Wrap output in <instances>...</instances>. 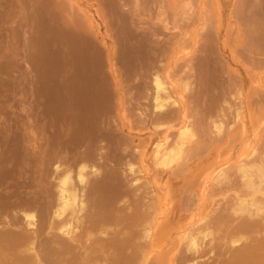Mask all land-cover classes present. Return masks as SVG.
<instances>
[{
    "label": "bare ground",
    "instance_id": "bare-ground-1",
    "mask_svg": "<svg viewBox=\"0 0 264 264\" xmlns=\"http://www.w3.org/2000/svg\"><path fill=\"white\" fill-rule=\"evenodd\" d=\"M7 1L0 14L11 4L32 41L46 37L49 69L44 82L30 63L29 75L22 72L31 79L21 77L30 91L22 83L18 96L27 123L4 116L11 95L0 92V264H264V128L227 168L216 159L264 120V0H236L224 29L223 19L215 25L206 16L187 57L145 28L147 0L103 3L111 48L85 14H64L50 0H17L15 11ZM164 9L151 20L176 30L175 39L196 22L189 14L168 19ZM137 128L149 134L135 143L126 131ZM145 161L162 167L146 170L151 181L139 177ZM208 169L216 171L212 195L201 188ZM164 171L165 198L178 191L180 215H198L173 246L155 232L171 222L154 191Z\"/></svg>",
    "mask_w": 264,
    "mask_h": 264
},
{
    "label": "rangeland",
    "instance_id": "rangeland-1",
    "mask_svg": "<svg viewBox=\"0 0 264 264\" xmlns=\"http://www.w3.org/2000/svg\"><path fill=\"white\" fill-rule=\"evenodd\" d=\"M13 1V2H12ZM9 0V2L8 3H12L15 7H14V9H16V6H17V0ZM148 1L149 0H147V2H146V5H145V8H146V15H145V17L148 15V17L150 18V20L148 21V19H147V21H145L146 22V24H145V28L147 29V30H152V31H154L153 29H155V31H156V33H157V35L159 36L158 37V39H157V41H160L161 43H163V44H165V45H168V43H170L169 41H172L170 44H172L173 43V41H174V43H173V45H175V52H177L176 53V56L178 57H180V56H182L183 54L185 55V53H186V57L187 56H190V51L192 50V48L194 47V45H195V42H193L192 41V38H194V35L201 29V28H204V27H208V25L207 26H205V23H206V20L209 18V16H210V18L208 19V22H209V20L211 21L213 18H216V20L214 21V19L212 20V22H213V24H215L216 25V23L218 22V20H219V22H220V20L221 19H223V20H221V22H220V26H221V28L222 29H224L227 25H229V24H227L226 22H227V16H229L230 14H233V10H234V5H235V3H237V1L236 0H156V2L155 1H153V0H150L149 1V3H148ZM152 1V2H151ZM50 2L53 4V5H56V6H59L61 9H63V11H64V14H75V15H78V16H84V14L85 15H87V16H89L90 18H91V21H93V25H94V27L97 25H99L98 27L101 29V30H99V32L101 33V35L102 36H106L107 37V35H108V33L110 34V36L112 37H114V32H113V30L111 29L112 27L109 25V21L108 20H106V19H109L108 17L107 18H105L108 14H112L111 13V10H109V8H108V10H109V12L106 10V8H105V6L107 7L108 5H107V1L106 0H50ZM186 2H187V4H186ZM103 3H106L105 4V6H104V4ZM160 3H161V5H160ZM103 4V5H102ZM191 6H190V5ZM148 5V6H147ZM184 5V6H183ZM189 5V6H188ZM8 6H12L11 4H8L7 5V3H6V7L8 8H6L5 7V10H6V12H1V16H0V81H2V82H4L3 84H4V86L6 87V88H4V87H2L3 85H1V87H2V89H0V92H4L3 93V95L4 94H7V91H8V94L7 95H11L9 98V102L7 103V106H10V104H11V108L10 107H7L6 106V113L4 112V116L6 117V118H9V117H11L12 119H14V118H16L17 117V119H19V120H16L15 122L17 123V121H18V123H27L28 122V117H27V111H28V109H27V111L26 112H24V111H21V99H19V97L18 96H20L19 95V93H21V92H19V90L21 91V87H20V85L22 84V83H24L23 85L25 86V89H26V91L28 92V91H30V83H31V79H29L30 77L29 76H27V75H29L27 72H26V67H27V65H29V63H30V69H34V68H37V69H35L36 71H37V73L40 71H42L41 73V75H38L37 73H34V74H37V76L39 77H36L35 75V78H36V80L37 79H41V77H43V76H48V66L47 67H44L43 65L45 64V59H46V55H43V54H45L46 53V43L47 42H45L46 41V37L44 36V34H40L39 36L40 37H38L39 39H36V41H32V39H30L31 38V29L29 28V26L28 25H25L26 23L22 20V15H24V14H21V13H17V12H20V11H17V9H19V8H17L15 11H17V12H15V14H10V11L8 12V10H11ZM13 7V6H12ZM17 7H19V6H17ZM103 7H104V9H103ZM109 7V6H108ZM152 7V8H151ZM159 7H161V9H162V7H164L165 9V16L168 18V16L167 15H174L175 13L176 14H186V15H188L189 14V16H191V17H196L195 19H196V22L194 21V23H191L190 25H187V27H183V30H184V32H185V35H180L179 36V38L178 39H181L182 37L183 38H185L186 37V39H183L182 41H184L185 40V42H183L182 43V41H181V45L179 44L180 43V41H178V39H177V37H176V39H177V42H179V43H177L176 42V39H175V36H176V30H168V29H164L163 27H162V24L161 23H157V24H153V22H152V20H154L155 21V15H156V17H157V12L159 11ZM191 7V8H190ZM28 8V7H27ZM29 10V9H28ZM103 10H105L106 12L104 13V11ZM125 11H126V13L125 14H129V10L127 9H125ZM124 11V12H125ZM29 12V11H28ZM149 12H150V14H149ZM156 12V13H155ZM182 12V13H181ZM6 13V14H5ZM9 13V14H8ZM159 13V12H158ZM19 16H18V15ZM103 14V15H102ZM213 14V15H212ZM216 14V15H215ZM228 14V15H227ZM26 15V14H25ZM28 15V14H27ZM91 15V16H90ZM104 16L103 18H102V16ZM159 15V14H158ZM170 15H169V17H170ZM211 15L213 16V17H211ZM215 15V16H214ZM6 18H5V17ZM109 16V15H108ZM165 16H163V14H162V17H165ZM207 16V17H206ZM3 17V18H2ZM10 17V18H9ZM148 17H146V18H148ZM172 17V16H171ZM199 17V18H198ZM200 17H201V20H200ZM207 19H206V18ZM221 18V19H219V18ZM224 17V18H223ZM206 19L205 21L204 20H202V19ZM212 18V19H211ZM218 18V19H217ZM152 19V20H151ZM169 19V18H168ZM29 20V19H28ZM27 20V21H28ZM102 20H104V21H102ZM200 20V21H199ZM226 20V21H225ZM201 21H204L205 23L203 24V22H201ZM217 21V22H216ZM19 22V23H18ZM106 22H107V24H106ZM207 22V23H208ZM216 22V23H215ZM218 22V23H219ZM22 23H25V24H22ZM97 23V24H96ZM104 23V24H103ZM20 24V25H19ZM96 24V25H95ZM152 24V25H151ZM227 24V25H226ZM14 25V26H13ZM18 25V26H17ZM101 25H103V27H101ZM105 25V26H104ZM106 25H107V28H106V31H107V34L105 33L106 31H105V27H106ZM149 25V26H148ZM218 25V24H217ZM24 26H26V27H24ZM27 26H28V28H27ZM147 26H148V28H147ZM98 27H96V28H98ZM109 27V28H108ZM21 28V29H20ZM30 30V31H29ZM23 31H25V32H23ZM26 31H27V33H26ZM105 31V32H104ZM158 31V32H157ZM25 33V34H24ZM102 33H104V35L102 34ZM187 33V34H186ZM14 34V35H13ZM30 34V35H29ZM22 35V36H21ZM42 35V36H41ZM187 35V36H186ZM16 36V37H15ZM29 36V37H28ZM44 36V37H43ZM109 35H108V37H109V42H108V46H109V48H111L112 46H111V44H113V41H111V37H110ZM185 36V37H184ZM19 37V38H18ZM107 37V38H108ZM181 37V38H180ZM25 38V39H24ZM114 38H112V40H113ZM195 39V38H194ZM25 40V41H24ZM28 41V42H27ZM165 41V42H164ZM167 41H168V43H167ZM195 41V40H194ZM26 42V43H25ZM31 42H32V44H31ZM35 43V44H34ZM37 43V44H36ZM24 44V45H23ZM29 44H31V46L29 45ZM169 44V45H170ZM178 44V45H177ZM36 45H37V47H36ZM28 46H30V47H28ZM193 46V47H192ZM35 48H37V49H39V50H34ZM33 50H34V53H36V54H33ZM36 51V52H35ZM31 52V53H30ZM33 54V55H32ZM31 56H33L34 58H35V56H37L35 59L33 58V57H31ZM32 59H31V58ZM27 59L29 60V62L27 61ZM25 60V61H24ZM32 60V61H31ZM37 60V61H36ZM13 61V62H12ZM26 61L28 62V64L26 63ZM10 62H12V63H10ZM31 62L33 63L34 62V64L33 65H31ZM36 62V63H35ZM44 64H43V63ZM11 64V65H10ZM39 65H41V66H39ZM15 66H17V67H15ZM38 66L39 67H41L40 69L41 70H39V68H38ZM46 68H48V69H46ZM46 69V71H45V73H43L44 71L43 70H45ZM35 71V72H36ZM22 72H25V74H27L26 76L28 77V78H26V76H25V74L24 73H22ZM19 74V75H18ZM43 75V76H42ZM23 76V77H22ZM46 76V77H47ZM25 78L26 80L28 79V80H30L29 82H27L25 79H23L22 80V78ZM46 77H45V80H46ZM44 78V77H43ZM19 80V81H18ZM44 79H41V81H43ZM44 80V81H45ZM8 81V82H7ZM24 81V82H23ZM43 81V82H44ZM1 82V83H2ZM7 82V83H6ZM12 84H11V83ZM26 82V83H25ZM0 83V84H1ZM10 83V84H9ZM34 84V86H35V88L38 86V83H36L35 84V81L33 82ZM13 85H14V90H12L13 89ZM28 85V86H27ZM12 88V89H10V87ZM20 87V88H19ZM28 87V88H27ZM4 88V89H3ZM7 88H9L8 90H7ZM6 89V90H5ZM12 90V92H10ZM25 91V92H26ZM13 93V94H12ZM14 94H18L17 96H15ZM29 95H31V94H27L26 96V98H25V100L23 101V104H27V106L28 105H30L31 103H29V101L30 102H33L32 100H34V98H31L32 97V95L30 96V98H29ZM0 96H2L1 95V93H0ZM12 98H13V100H12ZM31 99V100H29V99ZM20 100V101H19ZM27 101V102H26ZM25 102V103H24ZM29 103V104H28ZM9 104V105H8ZM33 104V103H32ZM8 108H9V110H8ZM20 108V109H19ZM28 108V107H27ZM14 112V113H13ZM19 112H21V113H19ZM12 113V114H11ZM7 114H9V115H7ZM26 114V115H25ZM14 117V118H13ZM22 119V120H21ZM259 119L260 120H258L257 121V123L256 122H254L252 125H247L246 127H245V129L246 130H248V131H246L245 130V132H244V134H245V136L244 137H242L243 135H241V137L240 138H242L241 140L239 139L237 142V146L235 145V146H231L230 148H228L227 150L225 149V152H222V153H220V155L216 158V159H218V161L220 162V161H224V160H226V162L224 161H222V162H220V164L223 166V164H224V166L225 165H230V164H232L233 163V161L235 162L236 160H238L239 158H237L238 156L237 155H240L241 154V151H242V153L243 152H245V150H246V153H244V155H246V154H248L249 152H250V150H249V152H247V150H248V146L250 147V146H252V144H249V145H247L246 144V140H249V139H252L253 138V133H257V132H259L261 129H263L264 128V126H263V124L264 123H262V122H264V120H262L261 119V117H259ZM24 120H27V121H24ZM21 121V122H20ZM37 121H39V119L37 120ZM261 122V123H260ZM27 125V124H26ZM249 126V127H248ZM256 126V127H255ZM258 126V127H257ZM254 127H255V129H254ZM263 127V128H262ZM258 129V131H257V129ZM138 130H136V129H134V130H128V131H126V133L129 135V136H131V137H133L134 138V140H135V143H137V139L139 140L140 138L142 139V138H145L146 136H148V134H149V131H147L146 129V131L145 130H143V128H137ZM240 129V128H239ZM251 129V130H250ZM255 130V131H254ZM253 131V132H252ZM252 137V138H251ZM248 138V139H247ZM240 141V142H239ZM244 141H245V143H244ZM240 144V145H239ZM245 145V146H244ZM246 145H247V147H246ZM244 148H243V147ZM152 145L148 148V154L149 155H151L150 153L152 152ZM235 147V148H234ZM240 147V148H239ZM235 150H234V149ZM230 149V150H229ZM242 149V150H241ZM249 149H251V148H249ZM232 150V151H231ZM229 151H231V152H229ZM230 156H229V155ZM237 156V157H236ZM243 156V155H242ZM239 157H241V156H239ZM231 158V159H230ZM242 158V157H241ZM229 161V162H228ZM145 163V164H144ZM143 164L144 165H146V167L144 166V165H141L140 167L143 169L144 167L146 168L145 170H143V172L141 171L140 173V175H139V177L141 178V179H145V180H149V181H151V178L150 177H147L148 176V174L150 173V172H152V171H150V170H152V169H155V168H157V169H155V170H158V171H160L159 170V168L160 169H162V167H155L154 168V166H153V163L151 164V162L150 161H145ZM224 166L223 167H221V168H224ZM227 166H225V168H227ZM212 167V169L214 168V167H216L215 165H214V167L213 166H211ZM211 167H210V170H211ZM146 170H149V171H146ZM214 170H218V167H216ZM207 171V170H206ZM203 172L201 175H200V178H201V180L203 179V182H204V184H206V186L204 185H202L201 186V188L203 187V190H207L208 192H206V191H204V193L206 192V194L205 195H208V193H209V195H212L211 193H213V189H212V186L211 185H213V182H214V177H215V175H216V171H209V169H208V171L207 172ZM148 172V173H147ZM161 172V171H160ZM167 172V171H166ZM165 171H164V175L161 173L160 174V176H159V181L160 182H158L157 184V186H155V188H154V191H155V193L157 194V196H159V202H158V208H160L159 210H163L164 212L165 211H168L169 212V210H171V212L172 213H170V217L169 218H171V222H169L166 226L167 227H165V229H164V231L163 230H161V227H157V225L155 226V232L157 233L158 232V235L157 234H155V232L153 231V234H155V236L157 235V237L159 236V237H161V238H159V241H160V239L163 241V243L164 244H167V246H171L172 245V243H173V241H174V243H173V245H176L177 244V242L179 243L180 242V240H181V236L185 233V230L186 231H188V228H190L194 223H195V221H197V218H198V215H196L197 214V211L194 209H192L191 211L192 212H190V213H188L187 214V212L186 213H184V214H182L183 215V217H182V215H180V210L178 209L177 210V208H178V204H179V199H180V197L178 198V196H180V193H178V191H176V190H173L172 189V191H173V193L175 192V193H178V194H173L174 195V197L175 198H173V199H168V197H166L165 198V190L163 191L162 190V186L163 185H165V182L166 181H168V177H167V174L168 173H166ZM162 176V177H161ZM161 179V180H160ZM165 179H167V180H165ZM205 179V180H204ZM200 180V181H201ZM205 181H207V183L205 182ZM164 182V183H163ZM170 183H174V181H170ZM162 186H161V185ZM161 186V187H158V186ZM174 187H176V186H174L173 185V188ZM204 187H206L207 189H205ZM211 187V188H210ZM198 188V187H197ZM195 189L194 191L196 192V193H199V191H203L202 189L201 190H199V188L198 189ZM210 189H211V191H210ZM219 197H221V196H219ZM216 198H218V195L216 196ZM165 199V200H164ZM169 200V201H168ZM171 200H176V201H178L177 202V205H175L176 204V201H175V203H174V201H173V203L172 202H170ZM168 201V202H167ZM169 202H170V204L172 203V205H173V207L171 208L170 206L171 205H169ZM168 203V204H167ZM169 205V206H168ZM168 207V208H167ZM170 207V208H169ZM176 207V208H175ZM210 207V206H209ZM157 208V209H158ZM158 210V211H159ZM173 210V211H172ZM176 210V211H175ZM195 211V212H194ZM160 212V211H159ZM174 212V213H173ZM177 212H178V214H177ZM180 212V213H179ZM194 212V213H193ZM174 214V215H173ZM192 214H193V216H195V217H193L192 216ZM172 215V216H171ZM185 215V216H184ZM188 215V216H187ZM160 216V215H159ZM177 217V218H176ZM180 219H179V218ZM190 217V218H189ZM163 217H160V218H158V221L160 222V221H162L163 219H162ZM174 218V219H173ZM192 218V219H191ZM176 221V222H175ZM193 222V223H192ZM170 225V226H169ZM159 228V229H158ZM157 229H158V231H157ZM180 229V230H179ZM162 232V233H161ZM163 232L165 233V235L163 234ZM170 232V233H169ZM160 233V234H159ZM167 235H169V237L167 236ZM181 235V236H180ZM163 236V237H162ZM177 236V237H176ZM176 237V238H175ZM163 238H164V240H163ZM169 238V239H168ZM177 238H179V239H177ZM168 239V240H167ZM175 239V240H174ZM178 241H177V240ZM171 240V241H170ZM159 241H158V244H159ZM162 241H160V244L162 243ZM175 241H176V243H175ZM172 245V246H173ZM155 251L157 252L158 250H154L152 253H150L149 255H148V258H147V260H150V258L151 257H153L154 255H155ZM151 254H152V256H151ZM149 256H150V258H149ZM155 258V257H154ZM161 259V260H160ZM156 260L158 261V262H164V261H166V259H164V258H162V257H160V258H156ZM156 260H154V261H156ZM162 260H164V261H162Z\"/></svg>",
    "mask_w": 264,
    "mask_h": 264
}]
</instances>
